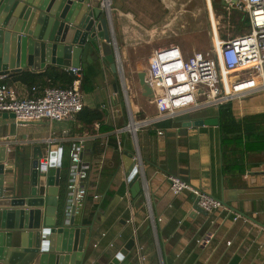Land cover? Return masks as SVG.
Segmentation results:
<instances>
[{"label":"crops","instance_id":"1","mask_svg":"<svg viewBox=\"0 0 264 264\" xmlns=\"http://www.w3.org/2000/svg\"><path fill=\"white\" fill-rule=\"evenodd\" d=\"M234 4V0H111L110 25L119 71L114 73L108 64L100 61L88 64L86 67L96 68L99 74L94 79V89L83 91L82 96V110L101 111L102 122L84 124L78 115L61 121H19L0 116V147H6L10 158L7 167L13 170L6 177L8 181L15 182L22 174L28 180V157L38 146L47 160L49 155H55L52 147L61 150L63 196L58 218L63 213L71 150H76L82 164L88 165V190L74 219L88 242L85 264H108L133 235L134 227L137 235L141 234L135 244L143 246L145 264H264V186L258 182L252 186L246 184L250 168L264 163V151L241 156L243 172L228 171L218 124L191 122L199 118L218 119V106L163 116L152 98L142 95L138 80L133 87V82L123 74L127 69L137 73V63L144 67L143 61L148 62L153 51L170 44H177L185 55H190L177 41L190 32L191 25L207 31L208 13L215 27L220 16L215 17L218 10L214 5L227 9L235 8ZM244 20L248 24L247 17ZM207 33L209 36L210 29ZM213 39L218 45L220 40L230 38L219 36L214 29ZM48 66L38 70L28 68L24 72L38 74ZM53 66L69 73L67 66ZM17 74L1 77L0 83L10 85L19 98L39 96L44 88L52 87L44 82L29 86L18 80L10 81L9 77ZM146 82L150 86L147 77ZM236 103L238 117L261 111L264 94L255 92L238 98ZM129 114L136 122L135 139L142 159L139 179L145 186L149 207L144 197L139 203L130 189V195L125 196L129 185L123 180L133 165L129 153L134 150V142L132 133L121 128L129 123ZM117 139L121 142L120 150ZM14 154L19 157L16 163L12 162ZM169 175L229 202L230 207L206 215L194 212L192 195L187 191H171ZM94 194L98 195L97 199ZM147 220L149 226L145 227ZM121 264L137 263L127 254Z\"/></svg>","mask_w":264,"mask_h":264},{"label":"water","instance_id":"2","mask_svg":"<svg viewBox=\"0 0 264 264\" xmlns=\"http://www.w3.org/2000/svg\"><path fill=\"white\" fill-rule=\"evenodd\" d=\"M100 1L0 0V78L28 68L38 70L45 65L78 68L81 73L94 61L108 64L114 73H118V51L110 20L101 9ZM137 65L136 77L141 93L152 98V88L146 82V69ZM69 73L72 72L69 70ZM0 116L13 118L14 114L1 112ZM191 122L194 125L217 124L218 120L217 117L199 118ZM51 149L55 150V155H49L48 160L39 146L33 149L28 157V180L22 174L12 182L6 179L13 173L7 167L10 158L6 147H0L1 264L86 263L88 242L85 232L74 224L75 215L65 221V199L63 213L60 218L57 216L63 196L60 189L61 150L57 147ZM129 156L132 157V153ZM18 158L14 154L12 162L16 163ZM42 159L46 160L44 170L40 167ZM248 175L247 185L258 182L263 187L264 163L251 167ZM127 176L132 196L141 203L144 192L138 170L132 165ZM191 200L194 212L207 214L195 204L194 196ZM219 200L230 207L229 202ZM144 224L148 227L149 220ZM135 240L132 235L108 264H121L134 248Z\"/></svg>","mask_w":264,"mask_h":264},{"label":"built area","instance_id":"3","mask_svg":"<svg viewBox=\"0 0 264 264\" xmlns=\"http://www.w3.org/2000/svg\"><path fill=\"white\" fill-rule=\"evenodd\" d=\"M235 9L247 14L248 30L230 39L220 40L211 52L195 51L185 55L177 44H170L153 51L146 66V77L152 88V101L158 113L174 116L180 111L195 110L201 107L238 99L264 90V0H236ZM100 7L110 20L111 0H101ZM76 77L67 87H46L39 96L19 98L7 83H0V113L13 112L19 121L47 119L61 121L74 118L83 109V92L80 88L78 68H67ZM235 77V78H234ZM136 122L129 114V123L122 127L133 135V166L142 172V159L135 139ZM121 149V142L116 141ZM80 147L82 142H80ZM70 162L64 195L65 221L77 215L86 196L88 186V165L82 164L76 150L69 154ZM40 167L46 169V160H41ZM128 176L124 177L128 183ZM169 188L174 193L187 191L196 205L210 213L227 210L216 197L200 187H195L178 176L169 175ZM145 204L150 205L145 186L142 183ZM130 187L125 189V196L130 195ZM95 199L98 198L94 194ZM133 235L137 237L134 227ZM205 243V240H197ZM227 243H229L227 241ZM112 246V244H110ZM143 246L136 243L135 251L139 264L146 263L142 253Z\"/></svg>","mask_w":264,"mask_h":264},{"label":"trees","instance_id":"4","mask_svg":"<svg viewBox=\"0 0 264 264\" xmlns=\"http://www.w3.org/2000/svg\"><path fill=\"white\" fill-rule=\"evenodd\" d=\"M82 72V74L80 73L82 92L93 90L95 87L94 79L99 74V70L89 66ZM75 77V75H71L57 66L50 65L41 73L22 72L10 76L9 79L10 81H21L29 86L36 82H44L47 86L67 87ZM259 92L264 94V90ZM237 101L238 99L225 101L218 105L217 110L221 147L227 157L225 160L226 169L230 172L244 171L243 163L240 165L241 156L244 154L264 151V110L238 117L235 111ZM78 119L84 124L101 123L103 113L99 110H82L78 114ZM128 258L133 259L137 264L139 263L135 247L128 253Z\"/></svg>","mask_w":264,"mask_h":264},{"label":"rangeland","instance_id":"5","mask_svg":"<svg viewBox=\"0 0 264 264\" xmlns=\"http://www.w3.org/2000/svg\"><path fill=\"white\" fill-rule=\"evenodd\" d=\"M214 9L216 11L218 10L217 13H214V15L216 17L218 14L220 16V20L219 22H216L214 27L211 21L210 14L208 13L209 26L207 28V31H209L210 29L209 36V32L207 33V31L201 30L200 27L194 28L193 25H191L190 32L185 33L183 37L177 41L183 47L184 50L190 53H193L195 51H202L204 53L211 52L212 48L214 47V29H216V33L219 36L225 38H232L237 34L242 32L244 33L248 30V24L244 20V18L247 17L246 13L244 15V12L238 11L237 9L231 6L225 9V7L223 6L220 7L214 5ZM199 20L203 21L202 18H199ZM143 64L145 69V66H147V61L144 60ZM123 74L126 78L130 79L133 82V87H136V73H130L129 69H127L123 72Z\"/></svg>","mask_w":264,"mask_h":264},{"label":"bare ground","instance_id":"6","mask_svg":"<svg viewBox=\"0 0 264 264\" xmlns=\"http://www.w3.org/2000/svg\"><path fill=\"white\" fill-rule=\"evenodd\" d=\"M131 127H136V124L132 122Z\"/></svg>","mask_w":264,"mask_h":264}]
</instances>
